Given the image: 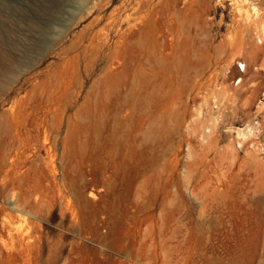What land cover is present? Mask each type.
Here are the masks:
<instances>
[{
	"label": "rangeland",
	"instance_id": "rangeland-1",
	"mask_svg": "<svg viewBox=\"0 0 264 264\" xmlns=\"http://www.w3.org/2000/svg\"><path fill=\"white\" fill-rule=\"evenodd\" d=\"M82 3L0 0V264H264V0Z\"/></svg>",
	"mask_w": 264,
	"mask_h": 264
},
{
	"label": "bare ground",
	"instance_id": "bare-ground-1",
	"mask_svg": "<svg viewBox=\"0 0 264 264\" xmlns=\"http://www.w3.org/2000/svg\"><path fill=\"white\" fill-rule=\"evenodd\" d=\"M88 1L89 0H83V3H82V8L79 10V13H83L85 8H86V5L88 4ZM79 15V14H78ZM77 16H74L72 17L63 27V29L60 30V33H59V36L60 37H63L64 34H66L67 32V28L69 26L70 23H72L74 21V19H76ZM19 75L18 73L15 74L14 76H11L9 79H7L6 81H4V83L0 84V100L3 99L2 98V95L9 90V87L12 86L14 83L17 82V80L19 79L18 78Z\"/></svg>",
	"mask_w": 264,
	"mask_h": 264
}]
</instances>
